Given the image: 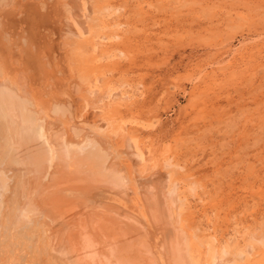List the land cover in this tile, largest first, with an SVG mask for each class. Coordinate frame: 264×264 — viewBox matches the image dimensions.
<instances>
[{
  "label": "bare ground",
  "instance_id": "bare-ground-1",
  "mask_svg": "<svg viewBox=\"0 0 264 264\" xmlns=\"http://www.w3.org/2000/svg\"><path fill=\"white\" fill-rule=\"evenodd\" d=\"M101 1L0 0V264L262 258L264 230L254 233L262 246L229 237L226 219L235 215L221 220L211 196L199 207L207 192L198 193L199 180L146 148L137 100L108 85L104 67L92 73L94 50L103 59L117 47L125 57L120 47L132 43L122 21L129 1ZM105 14L118 19L114 29Z\"/></svg>",
  "mask_w": 264,
  "mask_h": 264
},
{
  "label": "rangeland",
  "instance_id": "rangeland-1",
  "mask_svg": "<svg viewBox=\"0 0 264 264\" xmlns=\"http://www.w3.org/2000/svg\"><path fill=\"white\" fill-rule=\"evenodd\" d=\"M128 1L122 21L132 43L120 47L125 57L117 47H107L103 59L94 50L92 73L105 74L112 88H126L127 102L137 100L146 148L180 162L199 180L198 193L207 191L200 204H217L221 220L235 215L236 225L234 216L226 219L229 237L245 235L262 246L254 233L264 230V0ZM116 19L104 16L108 23ZM123 77L129 86L121 85ZM253 256L248 253L249 264H264V255Z\"/></svg>",
  "mask_w": 264,
  "mask_h": 264
}]
</instances>
